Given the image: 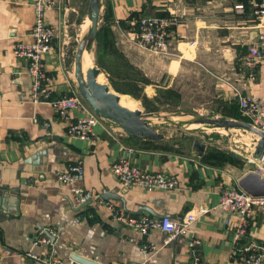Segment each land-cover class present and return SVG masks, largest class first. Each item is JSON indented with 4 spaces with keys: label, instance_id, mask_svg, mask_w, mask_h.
Returning a JSON list of instances; mask_svg holds the SVG:
<instances>
[{
    "label": "crops",
    "instance_id": "obj_1",
    "mask_svg": "<svg viewBox=\"0 0 264 264\" xmlns=\"http://www.w3.org/2000/svg\"><path fill=\"white\" fill-rule=\"evenodd\" d=\"M31 3L32 0H0V264H42L26 256L27 250L53 254L65 264H78L71 259V253L102 264H189V235L201 238V254L210 263L243 264L233 252L234 247L250 239L264 245V206L254 207L246 233L235 238L233 223H225L229 213L216 205L218 186H239L238 179L245 172L238 174L231 166L202 158L208 148L206 143L201 155L193 142L188 149L178 147V143L167 145L168 136L160 138L156 146L143 139H135L133 144L134 139L107 118L96 126L94 139L69 138L66 122L56 115L52 105L31 99L27 60L13 53L16 41L31 38ZM234 3L235 0H101L97 30L105 25L102 33L110 38L112 48L97 51L94 40L97 66L110 71L123 87L122 78L126 76L112 71L120 69L116 67L118 57L127 60L143 77L136 82L142 87L140 95L144 92L152 96L160 87H172L171 79L181 74L186 63H197L198 68L211 72L219 88L217 96L225 102L237 103L230 83L244 93L264 95V56L257 62L254 80L249 79L242 65V56L250 44L263 47L259 35L264 27L254 13V3L246 2L241 11L234 8ZM105 6H109L108 19L104 18ZM75 12L76 0H59L47 10V19L55 26L57 36L45 54L44 66L54 75L56 93L78 89L69 53ZM132 12L135 15H130ZM152 13L173 17L167 52H154L135 39L137 17ZM98 53L102 54L100 58ZM107 82L119 94L132 95L124 88H114L109 79ZM139 141L145 145H139ZM120 155H127L139 167L174 173L178 186L152 191L138 186L125 188L111 171V163ZM79 160L85 169L81 184L94 194L108 190L120 195L123 200L107 199L129 213L179 217L201 206L210 209L199 215L184 235L167 241V233L152 229L143 236L113 221L96 195L83 207L87 212L74 208L79 203L71 186L59 182L57 175ZM42 227L49 228L56 239L47 244L35 243L39 237H48ZM141 240L155 247L145 251Z\"/></svg>",
    "mask_w": 264,
    "mask_h": 264
},
{
    "label": "built area",
    "instance_id": "obj_2",
    "mask_svg": "<svg viewBox=\"0 0 264 264\" xmlns=\"http://www.w3.org/2000/svg\"><path fill=\"white\" fill-rule=\"evenodd\" d=\"M59 0H32L33 22L30 30L31 38L18 40L14 43L13 53L18 58L27 60V71L31 77L29 90L33 101L49 102L56 115L66 122V134L69 138L84 140L94 139L95 128L104 119L97 114L83 98L77 88L56 93L53 87L54 75L46 70L44 57L52 47L57 36L55 26L47 19V10L53 7ZM246 2L254 3V13L258 16L264 27V0H235L234 8L243 10ZM173 17L164 14H144L135 21V39L141 46L148 47L154 52H167L170 46V27ZM264 43V32L259 35ZM264 56V45L252 43L242 56V65L247 70L250 80L255 79V69L258 60ZM235 91L237 104L246 121L264 131V95L254 92L244 93L239 87L230 83ZM79 111L73 114V111ZM254 138V137H253ZM256 145L255 139H253ZM262 165L255 171L264 177V152L260 157ZM111 171L123 185L138 186L145 190L175 189L179 180L177 176L164 170H148L131 163L127 155L118 156L111 163ZM85 169L83 163L74 161L68 168L57 175V180L71 186L76 202L81 203L90 199L93 195L99 198L101 205L108 211L113 221L133 228L141 235L148 234L152 229H160L167 233V241L173 237L184 235L191 223L199 215L206 213L210 208L201 206L195 210L185 211L181 216L174 217L169 214L161 216L150 213H129L112 200L103 198L102 193H93L81 184ZM219 208L227 211L225 223L232 224L234 237L239 238L246 233L248 219L255 206H264V195H253L240 186H218ZM35 243H50L49 237H39ZM137 241V240H136ZM141 247L145 251L152 250L155 246L141 240ZM189 264H212L205 260L200 251L201 238L197 235H189L187 240ZM238 259L243 264H261L264 260V245L255 239H250L241 247H234ZM233 254V253H232ZM26 256L41 262L42 264H65L64 261L53 254L42 255L32 250L25 252ZM80 264V263H78Z\"/></svg>",
    "mask_w": 264,
    "mask_h": 264
},
{
    "label": "rangeland",
    "instance_id": "obj_3",
    "mask_svg": "<svg viewBox=\"0 0 264 264\" xmlns=\"http://www.w3.org/2000/svg\"><path fill=\"white\" fill-rule=\"evenodd\" d=\"M88 2L89 0H76L77 12L72 14V17L76 19V24L71 27L73 37L70 39L69 49L70 58L73 60L77 44L87 30L84 29L88 17ZM94 49L93 42L92 63L98 65ZM119 68V71L124 70L121 73L125 72L126 78L131 76V72L125 67ZM184 69L180 75L177 74L171 79L173 85L171 88L161 87L157 94L152 96L143 92L142 96H146L145 99L133 97V95L140 94L142 87H133L122 80L123 88L132 92V95L121 93L120 102L130 108H140L142 111L152 112L153 114H149V125L158 133L168 136L167 141L170 144L167 145L178 143V147L185 146L186 148L187 146L188 149L191 148L195 139H199L206 143L209 149L218 151V157H223L224 154L226 161L224 160L222 164L233 167L238 174L255 171L262 165V159L255 154L256 145L253 142V137L256 135L249 129L216 127L205 123L198 127H188V123L199 115L244 119L241 113L234 117L236 112H234V105L237 106L235 101L225 102L217 96L219 88L215 85L216 78L211 72L198 68L197 63H186ZM131 71L132 74L141 75V72L135 68H132ZM97 79L101 82L108 81L104 71L97 76ZM147 108L155 109L147 110ZM120 129L124 133L123 129ZM135 141V139L132 141L133 144ZM137 143L145 145L141 141Z\"/></svg>",
    "mask_w": 264,
    "mask_h": 264
},
{
    "label": "water",
    "instance_id": "obj_4",
    "mask_svg": "<svg viewBox=\"0 0 264 264\" xmlns=\"http://www.w3.org/2000/svg\"><path fill=\"white\" fill-rule=\"evenodd\" d=\"M101 9V0H89L87 7V16L90 19V25L79 40L75 56L74 67L77 80L78 91L87 101L90 107L99 115L118 124L128 135L134 137H149L152 139L162 138L164 135L158 133L149 125V114L152 112L142 111L140 108H130L120 102V94L115 91L107 81L101 82L97 79L101 68L95 64L86 68L85 74L82 71V54L84 49L92 50V45L95 40L99 15ZM192 121L211 124L214 126L243 127L252 131L256 136L253 138L256 141L255 154L259 157L264 152V131L258 129L250 122L235 118L210 117L199 115ZM193 147L198 154H202L205 148L204 142L199 139L193 141ZM238 185L253 195H264V177H261L256 171H248L238 179ZM125 188H128L127 186ZM101 196L103 198H123L111 191H104ZM91 198L77 204L74 208L79 212H87L85 207L89 204ZM147 209V207H142ZM51 241L56 239V236L47 227L40 228ZM71 259L80 264H102L96 260L88 258L84 255L71 253Z\"/></svg>",
    "mask_w": 264,
    "mask_h": 264
},
{
    "label": "trees",
    "instance_id": "obj_5",
    "mask_svg": "<svg viewBox=\"0 0 264 264\" xmlns=\"http://www.w3.org/2000/svg\"><path fill=\"white\" fill-rule=\"evenodd\" d=\"M155 14H164V13H155ZM130 15H135V12H132ZM108 17H109V6H105V10H104V18H106V19H108ZM139 17H137V19H138ZM103 31H105V25L103 24V25H101L100 27H99V29L97 30V32H96V36H95V39H96V49H97V51L100 49H103V51H105L106 49H111L112 47H110V45H111V40H110V38L109 37H106V36H104L103 35ZM112 46V45H111ZM100 53V52H99ZM98 53V57L100 58V56L102 55V54H99ZM117 66L116 67H125V69H127V70H129L130 72H131V76H129V77H131V78H133L132 80H129V78H126L125 80V82L128 84V85H131V86H133V87H136L137 86V80L138 79H142L143 77H141V75H136L135 73H133L132 74V71H131V69L132 68H134L133 67V65L132 64H130L127 60H124V59H122V58H120V57H118V62H117V64H116ZM115 67V68H116ZM102 71H104L105 72V74H106V76L108 77V79L110 80V82L112 83V85L114 86V88H116V89H122L123 87H122V85H120V84H118L117 83V81H115L114 79H113V77L111 76V73H110V71H108V70H104V69H102ZM112 72H114V73H118V74H122L121 75V77H124L125 75L123 74V73H121V71H119V70H116L115 69V71H112ZM125 78V77H124ZM122 80H123V78H122ZM161 88V87H160ZM160 88H158V91L160 90ZM164 88V87H163ZM168 88H171V87H167V89ZM123 90V89H122ZM132 93V92H131ZM135 96V95H134ZM136 96H140V98L141 99H145L144 97H146V96H142V95H136ZM236 105L237 106H235L234 105V112H235V116L234 117H236V115L238 114V113H241L240 112V110H239V107H238V104L236 103ZM155 108H147V110H154ZM239 111V112H238ZM243 116V115H242ZM243 119L246 121L247 120V118L245 117V116H243ZM129 137H131V138H133V139H143V140H146V141H144L145 143H148V144H152V146H156V145H158V144H160L158 141L160 140V138L159 139H152V138H149V137H145V138H143V137H134V136H130L129 135ZM164 146H166V145H164ZM217 154H218V151H216V150H212L211 148L209 149V147L207 148V150L204 152V154L201 156L202 158H204V159H211L212 161H210V162H213L214 164H222L223 163V161L225 160V156H224V154H223V157H218L217 156ZM217 156V157H216ZM222 156V155H221ZM226 161V160H225Z\"/></svg>",
    "mask_w": 264,
    "mask_h": 264
},
{
    "label": "bare ground",
    "instance_id": "obj_6",
    "mask_svg": "<svg viewBox=\"0 0 264 264\" xmlns=\"http://www.w3.org/2000/svg\"><path fill=\"white\" fill-rule=\"evenodd\" d=\"M85 22H86V24H85V29L84 30H86L89 27L90 19L87 17ZM92 55H93L92 54V50L89 51L88 49H84L83 54H82V71H83L84 74H85L86 68L93 64L92 63ZM179 118H180V116H179ZM198 126H202V123L195 122V121H190L188 123V127H198ZM216 127H222V126H216Z\"/></svg>",
    "mask_w": 264,
    "mask_h": 264
}]
</instances>
